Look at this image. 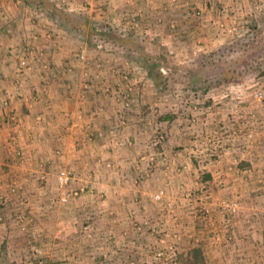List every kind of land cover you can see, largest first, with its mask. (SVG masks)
Instances as JSON below:
<instances>
[{
	"label": "crops",
	"instance_id": "crops-1",
	"mask_svg": "<svg viewBox=\"0 0 264 264\" xmlns=\"http://www.w3.org/2000/svg\"><path fill=\"white\" fill-rule=\"evenodd\" d=\"M30 1L0 0V103H10L7 108L0 106V186L9 181L5 172H15L26 185L20 205L28 210L27 205L35 199L42 204L43 234L54 235L57 242L54 264L65 261L66 254L76 257L69 258L73 264H149L153 250L163 241L175 243L180 260L191 258L192 252L199 250L201 264H264V108L255 101L246 102L248 114L244 115L236 100L212 96L207 88L203 89V99L190 102L194 105L190 113L173 114L169 110L162 118L164 107L173 101L167 92L160 93L159 100L153 97L158 89L151 98L133 101L131 110L108 99L110 96L100 99L86 82L90 80L84 76L86 70L75 59L77 42L68 40L55 51L49 39L61 41L58 24L50 20L57 28L50 34L43 28L42 18L35 17L46 9ZM124 1L113 3L120 7ZM142 1H153L158 7L167 5L164 0ZM81 4L74 0L71 6ZM203 6L207 7L206 3ZM32 43L37 53L44 51L34 68L44 75L35 74L26 81L20 76L22 81L17 77V57ZM47 70L52 84L46 82ZM89 73L97 71L89 68ZM43 89H49V96L38 94ZM12 113L19 119L17 125L7 123ZM37 115L44 120L38 122ZM121 119L126 126L116 130ZM100 129L104 137L90 133ZM112 130L115 133L111 134ZM30 133L34 134L32 139ZM89 134L95 139H89ZM15 137L26 154L19 165L8 145ZM80 139L85 141L84 147ZM56 148H61L63 157L57 158ZM150 157L156 158L155 163ZM67 160H73L75 168L92 179L95 194L50 209L51 197L39 194L32 171H37L43 161L50 164L49 168L54 162ZM218 183L228 185L234 193L227 194V189L216 192L213 186ZM46 185L45 193H55L54 186ZM160 189L166 195L155 202L152 195ZM229 195L240 204L233 219L231 247L225 245V220L218 208ZM205 202L211 206L210 217H215L210 223L199 216ZM14 203L15 197L11 198ZM29 212L33 214L32 209ZM88 215L94 218L91 235L81 229ZM3 216L4 222L11 218L6 211ZM7 223L5 228L0 226V237L1 233L6 235L7 245L5 252L1 250L4 245L0 246V264H35L27 257L33 249L26 243L27 235Z\"/></svg>",
	"mask_w": 264,
	"mask_h": 264
},
{
	"label": "rangeland",
	"instance_id": "rangeland-1",
	"mask_svg": "<svg viewBox=\"0 0 264 264\" xmlns=\"http://www.w3.org/2000/svg\"><path fill=\"white\" fill-rule=\"evenodd\" d=\"M49 1L56 5L60 11L62 10L71 18L77 19L78 22L76 20L69 21V19L67 20L60 16L57 18L54 17L49 9V4H47V9L45 11L39 10L38 16L35 17L42 18L41 20L44 23H49L45 24V27H43V23L41 27L48 29L50 34L57 29L51 24L50 20H61L59 24L55 22V25L58 24L57 27L59 28L58 31L61 35V41L56 42V40L52 38L51 40L49 39L55 46V51L65 45L68 40H75L77 42L75 59H77V55L81 48L86 47L88 49V66L78 63L82 65L84 69H94L97 71L96 74L101 76V79L90 77L89 79L91 81L86 80V82L93 86L100 80V86L98 88H96V86L92 88L93 91L96 92V97L100 99L101 97L103 99L110 96L108 99H115L116 101L119 97L115 91L117 90L115 89L116 84L121 83L123 86L127 81L130 82L129 86L132 91L130 99L132 101L136 99L140 101L141 98L145 100L151 98L153 96L151 94L153 90L158 89V92L155 90L157 95L155 94L153 97H158L159 100V98H161L160 93L165 94L167 92L168 95H172L173 101V105L170 104V106L164 107L160 114L162 118L167 113H170V111L173 112V114H181L182 112L184 114L190 113L192 109L190 107L194 106L190 104V102L192 101L195 103V100L203 99L205 97L203 89L205 88L210 89L209 94L212 96H226L225 99L236 100L238 106L241 107V111L247 113L246 102L253 104L255 101L253 98L254 92L259 88L264 90V0L262 2L260 0H176L175 2H173V0H164V2L167 1L165 7H158L159 5L157 6V3L153 1L148 3L142 0H125L120 7H115L113 0H99L94 6L91 4L93 0H76L77 3H79V1L82 3L79 7L78 5L71 6L74 0ZM61 1H65V5H62V3H60ZM205 3L207 7L203 6ZM184 9H186V12ZM43 13L45 18L42 16ZM133 14H137L141 17L143 27L146 29L145 34L151 36V42L141 43L138 41L140 38L139 33L130 29L128 24L126 25L127 20L125 19V21L124 18ZM63 19L64 22H62ZM69 23L77 24L74 26ZM172 23H176L177 25L175 31L171 28ZM35 26L37 28V25ZM93 32L109 33L110 35L95 37L92 36ZM130 40L137 41L139 48L133 49V51L128 50L125 41L128 42ZM99 44L105 45V48L99 49ZM29 46L30 49L33 48L37 51V49L33 47V43ZM42 54L41 57H44L43 50ZM141 66V73L133 74L129 72L133 71L134 67ZM203 67L207 72L205 78L199 74H189ZM70 68L73 71V68ZM18 73L17 77L19 78L24 74ZM48 73L49 70H47V76L45 75L47 78L46 82L50 83L52 77L50 73ZM35 74L39 75V77L44 75L42 72L36 70L29 73L28 77H24L26 80H29L31 77L33 79ZM126 75H128V79L125 81L124 76ZM92 76H94V74ZM106 77H111L109 86H111L112 89L109 92L100 90L101 85L103 84L104 86L105 80L103 79H106ZM52 83L53 81L50 84ZM158 85H160V90ZM104 87H106V85ZM38 94L42 97H47L49 96V89L38 91ZM17 97H19V95H17ZM32 97L38 99L36 95H32ZM210 97L211 96H209V99ZM239 103L242 104L240 105ZM259 107L264 108V105H259ZM241 111L239 115L242 114ZM12 116H15L16 120H11ZM36 117L38 122L44 120L42 115H37ZM256 119L257 122L260 121L259 118H253L252 120L255 122ZM18 120L16 114L12 113L8 116L7 123L9 122L11 125H17ZM258 127H260V125ZM98 131L101 132L99 135H104L103 130H96V133H98ZM30 134L32 135L30 139H32L34 134ZM90 138L93 140L95 139L89 134V139ZM98 139L102 140L101 138ZM80 140L83 141L82 139ZM83 142H80L82 147L85 146V141ZM33 143L35 144V139L30 145L33 146ZM8 145L12 147L15 152L16 159L14 162L16 164L22 163V161H24L23 157H25L26 154L22 146H20L18 138L15 137V139L12 140V144L8 142ZM60 149L61 148L55 149L57 158L64 156ZM47 163L43 161L37 171L33 169L31 178L36 184L37 189H39V194L51 197L48 201V206L52 207L50 209L58 207L60 204L68 206L74 199L79 200L87 194H95V188L92 186V179L89 176H84V172L81 168H75L76 165L72 164L73 160H71V162L67 160V162L63 164H56L54 162L49 168L48 166L50 164ZM71 165L73 166L71 167ZM63 166L72 172L75 179L71 185H69L67 191L77 190L79 191V196L71 199L68 203H57L59 202L57 172L59 168ZM229 172L234 173V170ZM4 174L9 176V181L6 185H3L5 189H2L3 186H0V190L3 192L0 194V226L4 225L5 228V225L8 224L7 221H10L12 225H16L18 230L20 229L22 234L27 235L26 243L28 242V245L33 247V249H30L29 254H27L30 263L39 260L40 264H54L57 259V256L54 255L57 242L54 235L50 234L51 236H47V234H43L46 228L42 225L45 222L43 216L40 214L42 212V204L36 202V199H33L35 202H32L31 206L30 204L27 205L28 210H25L24 205L21 206L20 203L22 201V194L27 193L26 185L23 181L18 179L19 176L17 173L5 172ZM42 177H45V180H42ZM92 178L95 179L93 176ZM14 182L19 186V190L16 194H12L9 191V186ZM48 183L50 184L49 188L52 186L55 187V193H45L48 187L46 184ZM77 184H79V186ZM213 187L216 192L222 193L223 190L227 189L229 186L224 185V183H218L217 187ZM230 191L234 193L233 190L227 189V194H229ZM14 197L15 203L11 204V198ZM233 198V196H230L228 199H223V201L219 202L218 208L219 213L221 212V219L225 220L226 216L224 212L221 211L222 208L220 205L224 202L238 201ZM52 200L55 201L54 204ZM206 203L207 202H205V204ZM208 206L211 207L210 205ZM30 209H32L33 214H30V212L28 213ZM5 211L11 215V218L6 222H4L3 219V213ZM89 217L91 218L90 221L88 220ZM207 219V223H210L215 220V217H208ZM87 226H90V228L86 229ZM81 229L88 235H91L92 232L95 231L93 215L84 217ZM225 234L227 237L231 236L230 234ZM1 235L0 246L4 245L6 242V235L2 233ZM28 240H34L39 244L38 246H34L33 243L31 244ZM233 242L234 240L232 239L225 243V245L231 247L233 246ZM70 256L76 258L72 254H66V256L63 257L67 259L58 262L60 264H73V261L69 259L71 258ZM1 257L2 251L0 252V259ZM181 263H184L183 258ZM149 264H154L153 260Z\"/></svg>",
	"mask_w": 264,
	"mask_h": 264
},
{
	"label": "built area",
	"instance_id": "built-area-1",
	"mask_svg": "<svg viewBox=\"0 0 264 264\" xmlns=\"http://www.w3.org/2000/svg\"><path fill=\"white\" fill-rule=\"evenodd\" d=\"M176 0H173V2H175ZM60 3H62V5H65V1H61ZM174 5V4H172ZM42 16L45 18L44 13L42 14ZM127 20L126 25L128 24L130 29L134 30L135 32L139 33V41L141 43H146V42H151V36L146 33V29H144L143 27V22L141 20V17L137 14H133L130 16H127L126 18H124V20ZM46 20V19H45ZM125 20V21H126ZM47 24V23H45ZM176 23H172L171 24V28L173 31L176 30ZM125 28V27H124ZM99 49L105 48V45L99 44L98 45ZM88 49L85 48H81L78 55H77V61L81 64H85L88 66L89 63V57H88ZM42 56V54L37 53L33 48H27L25 49L24 52H22L20 55H18L17 57V61H18V72L20 73H24L23 76L21 77L22 79H25V77L29 76V73H31L32 71H34L35 68V64L37 63V61L40 59V57ZM144 69V68H143ZM69 70H71L69 68ZM86 72L84 73V76L86 78H90V77H96V79H101L100 75L94 74V76H92L89 73V68L85 69ZM142 70V66L141 67H134L133 71H129L130 73L132 72L133 74H139L141 73L140 71ZM149 70V69H148ZM148 73V72H147ZM145 75V74H144ZM25 76V77H24ZM125 81L128 79V75L124 76ZM105 82L107 83V86H101L100 90H106V91H110L112 88H109V81H111V78L106 77ZM108 80V81H107ZM137 80V79H136ZM142 80V79H141ZM23 81V80H22ZM100 80L98 81V83H96V88H98L100 85ZM130 82L127 81L125 83V85L123 84V87L121 83H117L116 84V88L117 90L116 93L119 96L118 99H116V101L118 102H122L123 104V108L125 110H131L132 107V100L130 99V97L132 96L131 94V88L129 86ZM90 86V84H89ZM88 86V87H89ZM92 88H94L93 85H91ZM19 87H23V84H20ZM87 87V88H88ZM104 87V88H103ZM105 91V92H106ZM107 94V93H106ZM111 94V93H110ZM109 94V95H110ZM108 96V94H107ZM226 98V96H225ZM255 102H257L258 105L263 106L264 105V90L263 89H257L256 92H254V96H253ZM10 103L8 100H3L0 103L1 107H9ZM240 117H242V115H240ZM11 120H16L15 116L11 117ZM120 126V127H119ZM126 126V121L121 119L119 125H117V127H115L116 130H119V128H122ZM90 133H96L94 131H91ZM98 133H101L100 131H98ZM111 134L115 133V130L110 131ZM104 135L100 134V137H103ZM92 137V136H91ZM222 143V142H221ZM155 158L154 157H150V162H154ZM42 180H45V177H42ZM74 176L72 174V172L67 169L66 167H60L58 172H57V184H58V189H59V202L57 203H68L71 199L77 198L79 196V191H67V188L69 187V185H71V183L74 181ZM9 191L12 194H16L19 190V186L17 185L16 182L12 183L9 186ZM166 193L164 190H160L157 193L152 195V199L155 202H160L164 197H165ZM56 201V199H55ZM54 200H52V203H55ZM6 203V202H5ZM220 207L222 208V212H224L226 219H225V226H224V231L227 234H230V237H224L225 239V243L229 242L230 240L233 239V219L237 217L239 210H240V204L238 201H230V202H224L223 204L220 205ZM211 209L208 205L203 204V206H201V210H200V218L203 221H208V217H210V212ZM88 220L90 221L91 218L89 217ZM90 226H87L86 229H89ZM140 229V228H138ZM215 239L217 241H220V236L216 235ZM163 241V239L161 240ZM231 244V243H229ZM153 262L154 264H182L181 260H180V254L178 251L177 246L175 245V243H166L163 241V244L161 247H158L156 249L153 250Z\"/></svg>",
	"mask_w": 264,
	"mask_h": 264
},
{
	"label": "trees",
	"instance_id": "trees-1",
	"mask_svg": "<svg viewBox=\"0 0 264 264\" xmlns=\"http://www.w3.org/2000/svg\"><path fill=\"white\" fill-rule=\"evenodd\" d=\"M28 3V2H27ZM35 3H37V4H41V6L43 7V8H45V9H47V4H49L48 6H49V9L51 10V12H52V15L54 16V17H58V16H60V17H62V18H64V19H69V21H73V20H76L77 21V19H73V18H71L69 15H67V13L66 12H64V11H60L57 7H56V5H54V4H52L49 0H32V1H30V3L29 4H31V5H34ZM64 19H63V21L62 22H64ZM53 21H55V22H57L58 24L60 23L59 21H61L60 19L59 20H57V19H53ZM78 22V21H77ZM69 24H71V25H74V26H76V24L77 23H69ZM106 32V31H105ZM108 35H110L109 33H95V32H93L92 33V36H95V37H105V36H108ZM139 41V40H138ZM118 42V41H117ZM126 42V44L125 45H127V48H128V50H131V51H133V49H138L139 47V45L137 44V41H132V40H130V41H125ZM130 51V52H131ZM202 69V70H201ZM201 70V71H200ZM189 74H199V75H202V77H206V75H207V72H206V70L204 69V67L203 68H200V69H198V71H196V72H190ZM29 242H31V244L33 243V245L34 246H38V244L34 241V240H28ZM6 247H7V245L6 244H4V246L2 247V251L3 252H5V250H6ZM201 262H202V254H201V251H199V250H194L193 252H192V255H191V258H184V263L183 264H201ZM34 263L35 264H40V262H39V260L38 261H34Z\"/></svg>",
	"mask_w": 264,
	"mask_h": 264
}]
</instances>
